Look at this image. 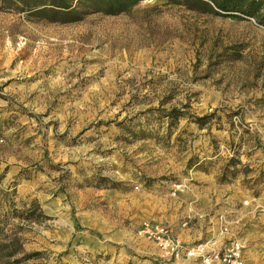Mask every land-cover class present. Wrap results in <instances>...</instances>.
<instances>
[{
  "label": "rangeland",
  "instance_id": "1",
  "mask_svg": "<svg viewBox=\"0 0 264 264\" xmlns=\"http://www.w3.org/2000/svg\"><path fill=\"white\" fill-rule=\"evenodd\" d=\"M46 1L0 0V223L38 252L11 264H191L139 226L191 245L219 213L264 264V26L184 0L57 23Z\"/></svg>",
  "mask_w": 264,
  "mask_h": 264
},
{
  "label": "trees",
  "instance_id": "2",
  "mask_svg": "<svg viewBox=\"0 0 264 264\" xmlns=\"http://www.w3.org/2000/svg\"><path fill=\"white\" fill-rule=\"evenodd\" d=\"M139 0H48L39 6H33L30 12L37 18L49 22L70 23L80 20L84 15L93 12L104 14H117L127 11ZM175 2V1H174ZM188 5L197 4L211 12H221L228 15H237L253 18L258 24L264 26V0H184ZM177 114H171L177 118ZM202 117H197L199 121ZM0 121V130L1 124ZM1 132V131H0ZM24 218L34 221L44 220L46 216L41 212L35 200L29 202V206L23 213ZM3 224L0 223V262L11 264L21 259H27L38 252L23 253L21 244L14 234H6ZM21 252L20 257H15ZM128 264H141L131 263ZM156 264V263H153Z\"/></svg>",
  "mask_w": 264,
  "mask_h": 264
},
{
  "label": "built area",
  "instance_id": "3",
  "mask_svg": "<svg viewBox=\"0 0 264 264\" xmlns=\"http://www.w3.org/2000/svg\"><path fill=\"white\" fill-rule=\"evenodd\" d=\"M179 185L176 184L175 188ZM243 203H245L243 201ZM190 219L189 213L184 215L182 225ZM215 234L223 237L229 233V225L223 214L215 215ZM137 234L145 237L147 240L161 251L163 256L172 258H184L190 260L191 264H249L246 261L242 242L230 237L226 243L216 245L215 237L208 236L201 242L191 245H184L170 231L169 227L163 224L149 225L142 222L137 230ZM229 235V234H228Z\"/></svg>",
  "mask_w": 264,
  "mask_h": 264
},
{
  "label": "crops",
  "instance_id": "4",
  "mask_svg": "<svg viewBox=\"0 0 264 264\" xmlns=\"http://www.w3.org/2000/svg\"><path fill=\"white\" fill-rule=\"evenodd\" d=\"M214 214L212 215V217H209V221H210V225H209V230H211V232L209 233V236L211 237H215L216 239V245L220 244L221 242H224L225 239H222L221 237H218L215 232H216V227H215V219H214ZM179 235L178 237L180 238L181 241H184V242H187L190 238V235H187V234H183L182 232H184L185 230H183V228H179ZM177 232V231H176ZM206 235V234H205ZM241 241V239H239ZM242 242V241H241ZM242 244L244 245V242H242ZM243 252H244V255H245V258H246V250L245 248L243 247ZM186 260V259H185ZM246 261L248 262L247 258H246ZM249 263V262H248ZM180 264H185L184 261L183 263L181 262ZM250 264V263H249Z\"/></svg>",
  "mask_w": 264,
  "mask_h": 264
}]
</instances>
